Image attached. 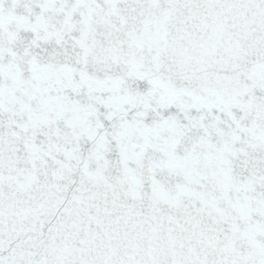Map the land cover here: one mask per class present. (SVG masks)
<instances>
[{
	"label": "snow or ice",
	"instance_id": "obj_1",
	"mask_svg": "<svg viewBox=\"0 0 264 264\" xmlns=\"http://www.w3.org/2000/svg\"><path fill=\"white\" fill-rule=\"evenodd\" d=\"M0 264H264V0H0Z\"/></svg>",
	"mask_w": 264,
	"mask_h": 264
}]
</instances>
